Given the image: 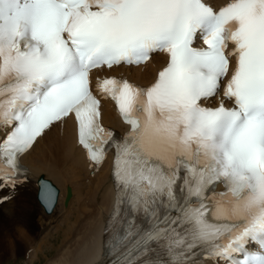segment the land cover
<instances>
[{
  "label": "snow or ice",
  "instance_id": "obj_1",
  "mask_svg": "<svg viewBox=\"0 0 264 264\" xmlns=\"http://www.w3.org/2000/svg\"><path fill=\"white\" fill-rule=\"evenodd\" d=\"M155 52L168 60L149 86L96 81L130 125L116 138L91 73ZM221 91L233 106H206ZM69 114L97 166L116 149L107 264H264V0H0V190Z\"/></svg>",
  "mask_w": 264,
  "mask_h": 264
},
{
  "label": "bare ground",
  "instance_id": "obj_2",
  "mask_svg": "<svg viewBox=\"0 0 264 264\" xmlns=\"http://www.w3.org/2000/svg\"><path fill=\"white\" fill-rule=\"evenodd\" d=\"M210 1L216 6L227 2ZM164 63V55L156 54L145 69L122 66L97 72L146 84L155 79ZM101 111L106 126L120 135L127 130L110 100H103ZM113 155L111 151L99 166L92 163L77 143L71 117L46 130L23 156L28 167L25 181L15 189L0 190V196H10L0 203V264L3 258L27 250L30 264H107L105 228L117 197L111 168ZM40 176L59 188L57 204L50 214L37 199ZM68 187L72 195L66 204ZM46 248L49 254L42 261L40 253Z\"/></svg>",
  "mask_w": 264,
  "mask_h": 264
},
{
  "label": "rangeland",
  "instance_id": "obj_3",
  "mask_svg": "<svg viewBox=\"0 0 264 264\" xmlns=\"http://www.w3.org/2000/svg\"><path fill=\"white\" fill-rule=\"evenodd\" d=\"M35 227V226H34ZM51 246V245H50ZM48 249V248H47ZM50 250H52V246L50 248ZM45 253V254H44ZM44 253H40V260L44 261L45 260V256L47 254H49V251L48 250H44ZM24 253L23 252H20L19 254L17 255H13L11 256L10 258H3L1 264H25V260H24ZM26 264H30L28 262V259H27V263ZM36 264H37V261H36Z\"/></svg>",
  "mask_w": 264,
  "mask_h": 264
}]
</instances>
